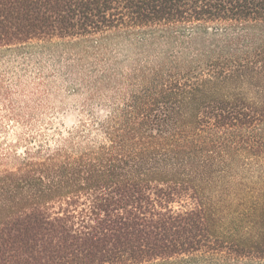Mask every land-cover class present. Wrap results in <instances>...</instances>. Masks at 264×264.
Listing matches in <instances>:
<instances>
[{
  "label": "trees",
  "instance_id": "16d2710c",
  "mask_svg": "<svg viewBox=\"0 0 264 264\" xmlns=\"http://www.w3.org/2000/svg\"><path fill=\"white\" fill-rule=\"evenodd\" d=\"M81 37L132 57L0 173V264H264V0H0V49Z\"/></svg>",
  "mask_w": 264,
  "mask_h": 264
},
{
  "label": "rangeland",
  "instance_id": "374dc122",
  "mask_svg": "<svg viewBox=\"0 0 264 264\" xmlns=\"http://www.w3.org/2000/svg\"><path fill=\"white\" fill-rule=\"evenodd\" d=\"M94 45L81 37L0 49V173L16 168L26 150L85 147L91 121L104 119L113 95L102 75L122 55L132 57L128 47Z\"/></svg>",
  "mask_w": 264,
  "mask_h": 264
}]
</instances>
